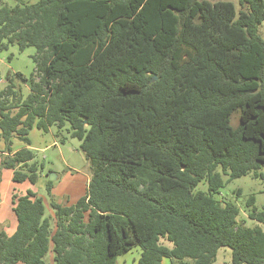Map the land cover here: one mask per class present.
I'll use <instances>...</instances> for the list:
<instances>
[{
	"label": "trees",
	"instance_id": "trees-1",
	"mask_svg": "<svg viewBox=\"0 0 264 264\" xmlns=\"http://www.w3.org/2000/svg\"><path fill=\"white\" fill-rule=\"evenodd\" d=\"M238 3V13L207 0L0 3V54L35 51L34 71L9 72L0 88V170L25 168L13 182L35 184L28 134L52 126L91 165L84 195L51 201L53 233L34 192L12 196L16 229L0 230V264H47L49 243L55 264H116L134 247L137 264H213L221 248L227 264H264L254 196V228L216 199L264 168V0ZM13 140L27 147L14 152Z\"/></svg>",
	"mask_w": 264,
	"mask_h": 264
},
{
	"label": "rangeland",
	"instance_id": "rangeland-1",
	"mask_svg": "<svg viewBox=\"0 0 264 264\" xmlns=\"http://www.w3.org/2000/svg\"><path fill=\"white\" fill-rule=\"evenodd\" d=\"M207 1L231 3L235 13L240 11L238 0ZM23 2L29 3L34 2V0H23ZM0 3L12 7L15 6L16 0H0ZM258 34L264 41V21L259 26ZM34 52V49L31 47L25 49L23 52H19L17 47H9L7 51L0 54V88L5 86V77L9 72H20L28 76L34 71V63L32 61ZM26 92V88H23L25 95H27ZM230 123L232 127L239 123L237 115H231ZM56 131L57 128L55 126L49 128L47 132L33 128L28 134L30 140V146L28 148L33 151L35 161L38 163V178L35 184H31L27 180L21 183H15L12 180L13 169L3 168L0 170V230L6 234H10L15 227V216L11 210L10 203L12 199L10 198L11 193L17 192L21 196L28 190L34 192L42 200L45 217H50L48 221L53 225L52 232L55 228V221L53 220L54 210L51 208V201L53 200L62 206L72 205L86 192L91 177L90 162L80 151L79 142L76 139L71 138L65 129L62 130L60 137L56 136ZM58 138L65 140L64 142H60ZM23 147L24 144L19 140H16L13 144L15 150ZM3 151L4 145L0 138V155H3ZM24 169L18 167L16 171H24ZM259 173L261 176L258 178H254L249 174L231 180L216 195V199L219 201L232 202L238 207V226L254 228L258 225L256 221L248 219L246 202L250 196H254V205L257 210H264V168ZM50 175H53L56 179L51 181L53 184L51 193L49 194L46 190V185ZM196 189L205 191L206 185L201 183ZM138 256L139 248L134 247L118 257L116 264H137ZM230 259V249L221 248L213 264H227L230 262ZM44 260L47 264H55L53 262L51 245ZM162 264H170V260L164 259Z\"/></svg>",
	"mask_w": 264,
	"mask_h": 264
},
{
	"label": "crops",
	"instance_id": "crops-1",
	"mask_svg": "<svg viewBox=\"0 0 264 264\" xmlns=\"http://www.w3.org/2000/svg\"><path fill=\"white\" fill-rule=\"evenodd\" d=\"M37 0H34V2H29V4H32V3H35ZM16 140H13V144H14V142H15ZM23 143V142H22ZM13 144H12V150L15 152V151H18V150H20V149H18V150H15L14 148H13ZM24 144V143H23ZM3 145H4V143H3ZM24 147H27L25 144H24ZM23 147V148H24ZM29 147V146H28ZM22 149V148H21ZM16 169H18V168H16ZM16 169H14V170H16ZM13 170V171H14ZM13 194H17V195H20L19 193H17V192H14V193H11V195H10V198H12V195ZM42 201V200H41ZM10 203H11V210H12V212H13V204H12V199H11V201H10ZM43 204V203H42ZM44 207V206H43ZM44 212H45V209H44ZM13 214H14V212H13ZM14 216H15V214H14ZM44 218H47V219H49L50 217H45V215L43 216ZM53 219V218H52ZM54 220V219H53ZM49 223H50V229H52L53 228V225H52V223L49 221ZM55 227V226H54ZM15 229H16V217H15V227H14V230L10 233V234H7L8 236H10V235H12L13 234V232L15 231ZM54 230H55V228L52 230V232L51 233H53L54 232ZM50 245H51V247H52V243H49V247H50ZM49 252V251H48ZM140 253H141V249H139V256H140ZM139 256H138V258H139ZM120 257V256H119ZM164 259H167V258H164ZM163 259V260H164ZM138 260V259H137ZM163 260H162V262H163ZM169 260V259H168ZM54 262V261H53ZM162 262H161V264H162ZM170 264H171V262H170Z\"/></svg>",
	"mask_w": 264,
	"mask_h": 264
},
{
	"label": "water",
	"instance_id": "water-1",
	"mask_svg": "<svg viewBox=\"0 0 264 264\" xmlns=\"http://www.w3.org/2000/svg\"><path fill=\"white\" fill-rule=\"evenodd\" d=\"M56 178L53 175H50L49 181H54Z\"/></svg>",
	"mask_w": 264,
	"mask_h": 264
}]
</instances>
